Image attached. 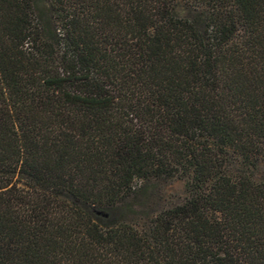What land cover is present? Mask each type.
I'll list each match as a JSON object with an SVG mask.
<instances>
[{
  "label": "trees",
  "instance_id": "obj_1",
  "mask_svg": "<svg viewBox=\"0 0 264 264\" xmlns=\"http://www.w3.org/2000/svg\"><path fill=\"white\" fill-rule=\"evenodd\" d=\"M37 1L0 0V264H264V0Z\"/></svg>",
  "mask_w": 264,
  "mask_h": 264
},
{
  "label": "rangeland",
  "instance_id": "obj_2",
  "mask_svg": "<svg viewBox=\"0 0 264 264\" xmlns=\"http://www.w3.org/2000/svg\"><path fill=\"white\" fill-rule=\"evenodd\" d=\"M49 10V5L45 0L37 1V12L40 15L45 16L49 14ZM177 14L181 17H185L187 12L183 7H179L177 8ZM185 195V183L183 181L153 182L149 185L148 190L141 199L130 203L132 205L131 207L119 210L114 214L116 218L120 219H131L133 217V212H144L143 214L148 215L152 210L179 202Z\"/></svg>",
  "mask_w": 264,
  "mask_h": 264
}]
</instances>
